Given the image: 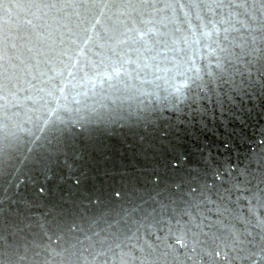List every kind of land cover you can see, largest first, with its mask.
<instances>
[{
	"label": "water",
	"instance_id": "95a60500",
	"mask_svg": "<svg viewBox=\"0 0 264 264\" xmlns=\"http://www.w3.org/2000/svg\"><path fill=\"white\" fill-rule=\"evenodd\" d=\"M0 264H264V6L0 0Z\"/></svg>",
	"mask_w": 264,
	"mask_h": 264
},
{
	"label": "snow or ice",
	"instance_id": "6c2138e0",
	"mask_svg": "<svg viewBox=\"0 0 264 264\" xmlns=\"http://www.w3.org/2000/svg\"><path fill=\"white\" fill-rule=\"evenodd\" d=\"M258 2L261 4V6H264V0H258Z\"/></svg>",
	"mask_w": 264,
	"mask_h": 264
}]
</instances>
